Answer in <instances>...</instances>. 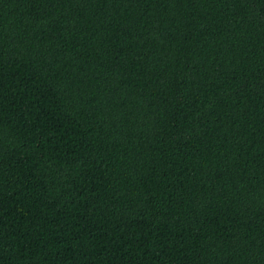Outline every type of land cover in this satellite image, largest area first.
Segmentation results:
<instances>
[{"label":"trees","instance_id":"16d2710c","mask_svg":"<svg viewBox=\"0 0 264 264\" xmlns=\"http://www.w3.org/2000/svg\"><path fill=\"white\" fill-rule=\"evenodd\" d=\"M0 264H264V0H0Z\"/></svg>","mask_w":264,"mask_h":264}]
</instances>
